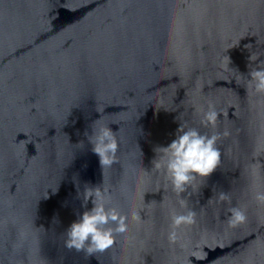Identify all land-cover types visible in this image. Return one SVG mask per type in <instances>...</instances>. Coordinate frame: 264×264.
<instances>
[{"label":"water","instance_id":"water-1","mask_svg":"<svg viewBox=\"0 0 264 264\" xmlns=\"http://www.w3.org/2000/svg\"><path fill=\"white\" fill-rule=\"evenodd\" d=\"M262 62L264 0H0V264H264V94L247 87ZM180 124L218 134L221 157L176 193L152 161ZM102 126L107 169L88 140ZM86 187L128 219L97 258L64 244Z\"/></svg>","mask_w":264,"mask_h":264},{"label":"clouds","instance_id":"clouds-1","mask_svg":"<svg viewBox=\"0 0 264 264\" xmlns=\"http://www.w3.org/2000/svg\"><path fill=\"white\" fill-rule=\"evenodd\" d=\"M258 56L250 54L249 62L256 61ZM228 59V58H227ZM247 87L256 93L264 94V62L252 67L248 72ZM202 112L200 124L203 127L215 128L218 113L209 103L207 110ZM96 123V122H95ZM177 135L166 146L154 149L157 154L152 161L153 169L162 173L170 181L176 193L183 192L185 186L191 184L196 176H209L220 164L221 152L216 147L218 134L205 135L195 128H187L180 124ZM224 135H228L227 132ZM92 145L91 151L98 157L101 169H107L114 163L117 152V140L114 133L107 127L93 128V134L88 137ZM91 198L93 207L81 213L78 220L73 221L66 229L65 247L83 251L87 257H99L114 247V238H127L128 219L121 216L111 204V196L106 195L99 187L84 189L83 201L87 203ZM256 200L264 203V192H257ZM224 200V194L219 197ZM180 205L185 206L183 200ZM113 208V210H108ZM230 225L245 221V214L237 208L229 209ZM132 221H138L139 215L133 211L130 214ZM195 222V213L187 211L184 214H172L171 228L167 239L169 243H176L180 237L176 229L181 225H191Z\"/></svg>","mask_w":264,"mask_h":264}]
</instances>
